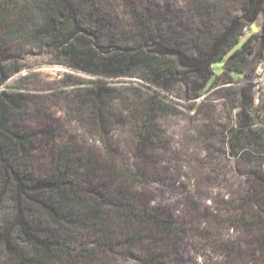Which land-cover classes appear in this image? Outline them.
<instances>
[{"label": "rangeland", "instance_id": "obj_1", "mask_svg": "<svg viewBox=\"0 0 264 264\" xmlns=\"http://www.w3.org/2000/svg\"><path fill=\"white\" fill-rule=\"evenodd\" d=\"M102 1L119 19L114 31L98 37L76 34V39L91 44L100 60L109 58L110 51L104 50L109 45L112 58L125 50L157 54L158 44L171 47L184 57L164 56L166 67L176 73L120 70L109 76L104 69L78 70L52 48L22 40L0 57L7 68L0 78V98L22 96L16 109L7 106L6 116L33 129L50 124L55 141L111 159L117 169L146 170L136 192L184 228L182 237L174 238L172 264H264L259 232L250 225L258 214L264 216V0H255L254 19L243 10L244 0H130L137 9L150 7L162 23L157 32L163 39L147 34L141 42L129 36L126 0ZM200 3L213 12L201 14ZM230 26L228 39L240 44L224 57L208 55L201 77V48ZM240 29L243 34L236 39ZM248 41L237 59L240 74L218 68L216 58L225 62ZM189 65L195 73L186 83L183 73L191 72ZM100 87L112 91L104 101V128L96 131L87 123L93 100L85 101ZM149 105L156 120L146 140L139 115ZM110 149L117 153L114 163ZM133 255L129 264H142L136 250Z\"/></svg>", "mask_w": 264, "mask_h": 264}, {"label": "trees", "instance_id": "obj_2", "mask_svg": "<svg viewBox=\"0 0 264 264\" xmlns=\"http://www.w3.org/2000/svg\"><path fill=\"white\" fill-rule=\"evenodd\" d=\"M104 3L102 0H0V57L11 44L33 39L39 47L55 50L57 56L78 70L104 69L103 73L109 76L120 70L156 76L176 73L166 67L164 56L169 53L183 60L184 57L171 47L156 44L157 54L125 50L124 55L112 58V45H109L104 49L110 51L105 52L109 58L100 60L91 44L76 39V34L98 37L104 31H114V22L119 19ZM124 3L130 11L133 31L130 37L140 42L146 40L147 34L154 39L164 38L157 32L162 26L158 13L146 6L137 9L130 0ZM255 9V0H244L243 10L253 19ZM213 10L208 5H199L201 14H211ZM231 29L227 27L223 34L201 48L204 53L200 60L201 77L208 66L205 59L208 55L216 53L224 57L240 44L228 39ZM242 34L240 29L235 38ZM172 44L177 47L182 43ZM248 44L249 41L243 43L242 49L233 52L225 62L223 57L216 58L220 61L218 68L223 66L240 74L237 59ZM2 62L3 58L0 78L7 74ZM190 70L183 73L186 83L195 73ZM111 91L100 87L91 92L89 100H83L85 103L93 100L87 123L96 131L104 128L107 115L103 106ZM3 99L6 102H1ZM20 99L22 96L8 94L0 98V264H129L135 250L142 264H172L173 242L182 237L184 228L170 215L151 208L144 195L136 192L146 170L135 166L133 170L123 171L115 168L111 159L100 160L77 144L57 142V136H53L55 128L42 124V119L37 122L44 127L22 126L20 118L5 114L7 106L16 109ZM153 110L149 105L139 115L146 140L156 120ZM110 151L114 163L117 153L115 149ZM253 224L259 232L258 252L263 256L264 216L258 214L250 225Z\"/></svg>", "mask_w": 264, "mask_h": 264}]
</instances>
